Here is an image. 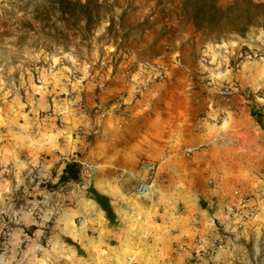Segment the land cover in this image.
I'll list each match as a JSON object with an SVG mask.
<instances>
[{
	"label": "rangeland",
	"instance_id": "rangeland-1",
	"mask_svg": "<svg viewBox=\"0 0 264 264\" xmlns=\"http://www.w3.org/2000/svg\"><path fill=\"white\" fill-rule=\"evenodd\" d=\"M231 2L216 0V6L224 11ZM190 4L193 1L0 0V264H136L119 236L127 237V230L138 226L161 224V217L144 212L134 217L130 212L125 223L117 215L112 223L106 220L107 231L115 234L106 240L110 251L90 229L86 231L90 247L50 242L55 237L52 215L40 192L58 184L44 179L38 183L36 167L17 179L10 159L6 163L3 158L13 157L19 149L18 159L23 160L31 152L36 145L32 138L36 118L53 117L65 109L90 118L97 115L100 108L94 103L101 86L96 80L101 70L120 65L132 47L140 58L147 57L150 50L142 37L156 20L163 22L164 32L176 25L187 32L190 21L200 36L199 54L187 56V62L203 70L194 72L192 80L198 84L193 89L211 99L210 107L199 113L208 132L200 143L217 134L235 142L191 155H184L182 149L200 143L176 146L182 155L180 166L185 162L188 168L198 166L188 169L181 184L175 183L189 194L175 206L176 214L186 221L181 243H173L170 258L162 264H264V30L250 27L244 36L231 34L226 18H221L214 32H199L190 19ZM86 8L92 11L88 21L80 13ZM250 51L257 57L249 58ZM147 64L169 69L165 63L134 62L129 78L136 99L157 82L151 78L142 87L152 74L150 68H143ZM90 80L87 98L82 90ZM56 123L60 127L63 121ZM161 155L166 158V149L155 160ZM92 162L98 164L93 185L87 191L74 187L87 197L95 190L100 166V161ZM121 183L126 192H133V179L123 178ZM156 185L152 198L138 199L142 210L152 206L160 211L163 202ZM163 225L172 233L180 230L170 223Z\"/></svg>",
	"mask_w": 264,
	"mask_h": 264
},
{
	"label": "crops",
	"instance_id": "crops-1",
	"mask_svg": "<svg viewBox=\"0 0 264 264\" xmlns=\"http://www.w3.org/2000/svg\"><path fill=\"white\" fill-rule=\"evenodd\" d=\"M161 25L163 22L156 20L150 29L147 27L144 31L146 34L142 41L144 45L148 43L147 48L150 50L147 57L140 58L138 51L132 47L120 65L101 70L96 80V84L101 86L97 102L94 103L100 108L97 115L90 118L76 109H65L53 117L36 118L33 120L35 129L32 136L36 145L31 152L24 155L22 160L18 159L20 150L14 149L16 152L13 157L3 158L4 162H11V169L17 179L23 173L30 175L36 167L38 183L44 179L53 185L58 182L68 162L100 161L93 187L108 198L121 222L125 223V214L129 216L130 212V216L134 217L144 212L162 218L161 224L154 223L150 228L138 226L139 229L134 226L133 231L127 230V237L119 236L132 262L136 264H162L163 259L170 258L173 243L176 246L181 243L184 233L182 225L186 220L176 214L175 206L179 199L185 200L189 194L178 189L175 183L181 184L186 179L184 175L188 169L198 165L192 164L188 168L185 162V165L180 166L178 163L182 155L178 154L176 146L198 144L208 133L199 113L210 107L211 99L193 89L195 82L192 80L194 72L203 70H199L196 63L187 62V56L192 55L194 58L199 54L200 36L190 21H187V32L180 30V25L164 32L165 28ZM143 60L150 64L165 63L169 66V73L165 80L150 84L136 99L129 78L132 74L130 67L134 62ZM136 70L140 74L141 69ZM92 80L83 86L86 97L92 88ZM119 101L124 105L123 109L119 107ZM58 119L63 121L60 127L56 123ZM165 149L166 158L159 167L154 183V186L157 184L162 207L159 205V212L152 206L142 210L138 207L141 201L134 193L135 185L130 193L125 191L121 183L123 178H133L120 177L118 172L136 171L140 160H155ZM138 175L142 174L139 172ZM75 186L71 181L58 184L51 191L40 192L52 215V229L56 238H51L50 242H61L63 246L70 242L90 247L91 239L86 232L90 229L98 233V243L107 245L105 250L110 251L111 246L106 240L115 234L105 227V213ZM77 218L82 221L81 226L77 225ZM163 222L180 230L172 233ZM148 236L151 237L149 244L146 242ZM177 259L175 257L174 263Z\"/></svg>",
	"mask_w": 264,
	"mask_h": 264
},
{
	"label": "trees",
	"instance_id": "trees-1",
	"mask_svg": "<svg viewBox=\"0 0 264 264\" xmlns=\"http://www.w3.org/2000/svg\"><path fill=\"white\" fill-rule=\"evenodd\" d=\"M191 1H193V4H190L192 6L190 19L199 32H205L206 30L210 31V33L214 32L212 30L221 18H226L228 22L227 29L231 34L244 36L250 27L262 28L264 30V2L232 0L231 4L224 11H219L216 6V0ZM80 13L88 21L92 11L86 8V10ZM217 35H220V32ZM79 167L80 164L78 162H68L59 176L58 182L54 185L77 181ZM89 198L105 213L106 220L112 223L115 219V213L108 198L93 189Z\"/></svg>",
	"mask_w": 264,
	"mask_h": 264
},
{
	"label": "built area",
	"instance_id": "built-area-1",
	"mask_svg": "<svg viewBox=\"0 0 264 264\" xmlns=\"http://www.w3.org/2000/svg\"><path fill=\"white\" fill-rule=\"evenodd\" d=\"M248 57L255 58L257 57V55L256 53L250 51ZM143 68L144 69L150 68L152 71L150 78L147 79L144 85L142 86L143 88L149 84L151 78L153 79V81L159 82L165 79L169 73L168 67L164 64H154L152 66L147 64ZM234 143L235 142L232 138H229L224 134H217L211 137L210 139L206 140L204 143H200L196 146H189L183 148L182 153L184 155H191L194 152L201 150L205 147L219 146V147L227 148L233 146ZM40 160H42V158H40ZM164 160H165L164 155H161L157 160H150V161L142 160L138 163L136 171L122 172L120 174V177L128 176L130 178H133L136 182L134 187L135 195L140 199L147 200L155 195L154 183L159 174V167ZM79 164L80 167L78 170V180L76 183V187H78L80 191H87L93 185L94 172L95 169L98 167V164L90 161H84ZM139 172L142 175L139 176L138 175ZM77 223L79 226L82 225V221L79 218H77Z\"/></svg>",
	"mask_w": 264,
	"mask_h": 264
}]
</instances>
